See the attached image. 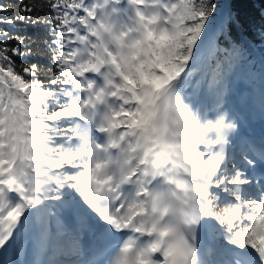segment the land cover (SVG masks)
<instances>
[{"label":"snow or ice","instance_id":"obj_1","mask_svg":"<svg viewBox=\"0 0 264 264\" xmlns=\"http://www.w3.org/2000/svg\"><path fill=\"white\" fill-rule=\"evenodd\" d=\"M244 2L0 0V264H264Z\"/></svg>","mask_w":264,"mask_h":264},{"label":"trees","instance_id":"obj_2","mask_svg":"<svg viewBox=\"0 0 264 264\" xmlns=\"http://www.w3.org/2000/svg\"><path fill=\"white\" fill-rule=\"evenodd\" d=\"M239 7L242 11V14H244L245 16L251 17L253 19L255 28L258 29L260 27V19L257 13L261 9V0H250V2H248V0H245L244 3L239 5ZM20 30L22 33L28 36H31L34 39L39 36H42V32L38 30H34L32 28H25L21 26ZM250 39H253L254 43L257 45L255 53L253 54V58L258 60V56L260 53L259 39L258 37H251V36H250ZM257 67H258V64H257Z\"/></svg>","mask_w":264,"mask_h":264},{"label":"bare ground","instance_id":"obj_3","mask_svg":"<svg viewBox=\"0 0 264 264\" xmlns=\"http://www.w3.org/2000/svg\"><path fill=\"white\" fill-rule=\"evenodd\" d=\"M258 124H259V122L257 123V125H258ZM257 125H256V126H257Z\"/></svg>","mask_w":264,"mask_h":264}]
</instances>
